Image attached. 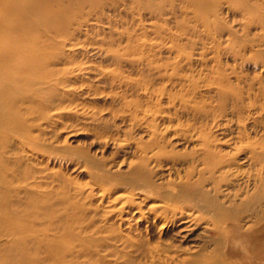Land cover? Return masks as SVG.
Here are the masks:
<instances>
[{
	"label": "rangeland",
	"instance_id": "rangeland-1",
	"mask_svg": "<svg viewBox=\"0 0 264 264\" xmlns=\"http://www.w3.org/2000/svg\"><path fill=\"white\" fill-rule=\"evenodd\" d=\"M140 1L78 4L42 35L48 75L0 122V264H152L154 247L238 264L203 224L189 235L177 218L153 223L143 195L123 204L146 187L137 170L157 186L187 172L194 128L236 157L217 199L244 192L225 205L244 230L264 218V0Z\"/></svg>",
	"mask_w": 264,
	"mask_h": 264
},
{
	"label": "bare ground",
	"instance_id": "bare-ground-1",
	"mask_svg": "<svg viewBox=\"0 0 264 264\" xmlns=\"http://www.w3.org/2000/svg\"><path fill=\"white\" fill-rule=\"evenodd\" d=\"M101 3L102 0H0V7H2V14H0V23L2 22L0 113L2 116H0V122L2 121V127H5L6 120L13 116L12 111L18 103L34 98L36 94L31 89L33 81L46 78L48 75L46 69L54 57L50 56L47 43L41 40L45 31L51 30L56 25L60 26L59 30L64 29V20L74 12L78 4L83 8L88 5L98 9ZM140 3L150 4L151 0H141ZM184 101L190 106V100ZM207 113L209 111H206ZM188 136L191 140L197 137L198 150L186 155L184 160L189 159L187 172L183 175L178 174L176 180L172 182L157 186L152 184L144 174L142 175L139 169L134 172L131 184L136 187V184L140 182L146 187L143 189L140 185V188H134V193H131L123 204L131 201L133 196L143 195V201L154 203L149 206L148 211L149 215L154 217L153 223L162 220L164 226V221L168 222L177 218L185 225L183 232L189 235L203 224L202 230L205 232L209 230L211 241L223 245L225 257H233V262L238 264H264V218L244 230L238 215L228 210L230 206L236 208L237 204L230 202V206H225L231 195L234 201L237 199L242 201L244 192L239 189L233 190L235 192L229 193L230 196H227L229 200L226 202H220L217 199L223 193L222 189L233 184L236 179L231 173L232 161L236 157L222 154L216 148L215 138L206 135L205 132H198L197 135L194 128L190 131V135L184 134L185 138ZM153 140L150 157L159 161L167 158V153L161 151L155 136ZM148 149L149 147H144L142 152L146 153ZM250 154H252L251 158L256 160L255 151L252 150ZM259 181L263 184L262 178H259ZM205 187L210 190H206ZM210 193L216 198V200L213 199L214 202L209 200ZM49 246V249L57 256H65L53 245L47 247ZM197 251L193 253L197 254ZM173 253V250L163 247H154L149 252L152 264H178V253L177 251L176 255ZM210 259L211 257L206 254L199 253L198 256L183 259L181 263L217 264L212 263Z\"/></svg>",
	"mask_w": 264,
	"mask_h": 264
}]
</instances>
